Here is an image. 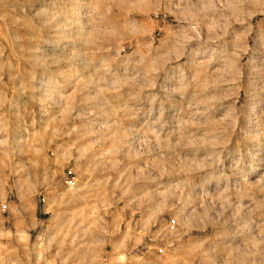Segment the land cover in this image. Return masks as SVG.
<instances>
[{
	"label": "rangeland",
	"instance_id": "obj_1",
	"mask_svg": "<svg viewBox=\"0 0 264 264\" xmlns=\"http://www.w3.org/2000/svg\"><path fill=\"white\" fill-rule=\"evenodd\" d=\"M0 264H264V0H0Z\"/></svg>",
	"mask_w": 264,
	"mask_h": 264
}]
</instances>
